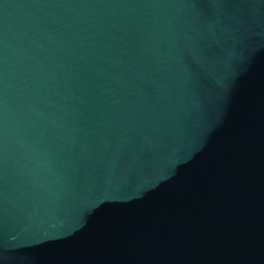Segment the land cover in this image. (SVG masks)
<instances>
[{
	"label": "water",
	"instance_id": "1",
	"mask_svg": "<svg viewBox=\"0 0 264 264\" xmlns=\"http://www.w3.org/2000/svg\"><path fill=\"white\" fill-rule=\"evenodd\" d=\"M0 264H264V0H0Z\"/></svg>",
	"mask_w": 264,
	"mask_h": 264
}]
</instances>
